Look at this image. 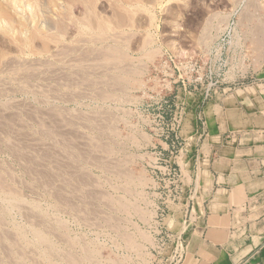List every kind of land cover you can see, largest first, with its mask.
I'll return each instance as SVG.
<instances>
[{"label":"rangeland","instance_id":"rangeland-1","mask_svg":"<svg viewBox=\"0 0 264 264\" xmlns=\"http://www.w3.org/2000/svg\"><path fill=\"white\" fill-rule=\"evenodd\" d=\"M13 59H17V64L20 60L24 61L18 64H25L24 68L19 66L22 72L30 64L32 67L29 69H34L33 76L25 78L31 86L33 84L28 89L38 85L34 90H42L47 86L56 99L63 95L58 100L64 99V102L50 97V104H42L37 100L40 97L27 89V82L25 87L20 86L15 72L10 73L14 69L12 67L17 65ZM9 62L10 65L15 64L10 66ZM41 63L44 66L40 68ZM69 64L74 67L69 68ZM46 65L56 73L48 71ZM62 65L63 69L60 67ZM120 65L126 72L119 68ZM0 68V71L7 69L0 72V80H3L0 88H8L7 92L11 87L15 88L7 93L8 97H0L1 104L7 103L9 98L13 99L14 102L9 100L13 104L22 102L24 105L31 101L28 105L33 104L35 108L47 109L48 106L51 109L50 116L56 120L61 116L84 119L87 116L84 128L90 126L91 129L82 128L81 131L85 132L84 137L90 136L89 140L97 137L96 141L93 139V145L96 146L93 147L94 152H91L93 148L81 149L82 157L89 162L84 164L88 176L84 180L89 186L86 184L84 188L87 189L83 191L85 195L94 197L90 201V204L94 202V208L88 206L87 214L79 210L82 205L79 202V207L73 212L74 215L78 213L75 216L53 207L56 198L52 197L50 190L38 187L36 193V190L30 191L28 187L33 186L34 182L26 176L24 167H21L22 162L20 164L14 158L15 154L5 149V145L0 146V149H5L0 153V163H4L3 170L6 166L9 171L8 174L1 170L0 175L6 178L11 175L12 182L15 179L19 181L18 190L27 201L31 202V197L40 195L38 200L35 199L40 211L47 216L56 211L55 216L51 217L59 218L61 223L64 221L65 227L64 223L61 224L66 231L62 229L63 235H69L71 241L76 243L80 239L77 244L74 242L75 247L67 246L66 243L61 245L62 242L58 244L56 238L54 242L57 241L55 243L64 249L73 250V254L77 252L78 259L83 261L91 253L85 264H181L185 258L187 235L195 228L200 214L198 204L202 202L196 148L199 149V144L208 134L209 120L222 116L226 101L233 104L234 98H238L245 87L264 84V0H0ZM43 68H46L45 72ZM54 68L64 72L63 76L68 74L67 78L59 77L61 72ZM115 68H119L118 72ZM37 69L42 70V73ZM73 69L79 72L75 73ZM121 70L124 72L121 73ZM73 73L78 74L77 80ZM79 73L82 75L79 76ZM46 78L51 79L49 84ZM77 81L80 83L77 84ZM66 83L68 86L71 84L70 88ZM80 84H84L85 88ZM82 88L86 91H81ZM58 89L61 92L59 96ZM91 89L95 92H91ZM77 90L82 97L77 95L78 100H73L76 95L71 94ZM98 90L111 96L101 100L99 97L103 94ZM82 92L84 95L87 92L85 96L89 98ZM96 92H99V97ZM66 95L71 98L68 99ZM55 112L57 115H54ZM89 115L96 116L93 118V122L96 121L94 125L89 124ZM65 117L63 119L66 120ZM98 124L99 127L103 124L107 128L101 130ZM97 146L100 151L96 149ZM88 154L91 157L89 160ZM11 167H15V172L12 169L15 178L9 169ZM25 181L29 183L27 189ZM97 182V186H94ZM91 212L94 215H89ZM95 213L101 215L100 218ZM21 217L23 215L19 210H11L7 221L10 219V225L22 230L24 241L29 243L27 247L32 245L29 249H34L32 235L26 230L28 224ZM1 238L0 243L3 245ZM83 242L84 247L89 248L86 251L89 255L79 247ZM1 244L0 251L3 247Z\"/></svg>","mask_w":264,"mask_h":264},{"label":"bare ground","instance_id":"bare-ground-1","mask_svg":"<svg viewBox=\"0 0 264 264\" xmlns=\"http://www.w3.org/2000/svg\"><path fill=\"white\" fill-rule=\"evenodd\" d=\"M34 34V33H33ZM36 36V35H35ZM34 36V37H35ZM32 37V36H31ZM35 40H36V38H35ZM24 41V40H23ZM20 42H22V41H20ZM19 42V43H20ZM22 43H24V42H22ZM32 43V42H31ZM32 44H34V43H32ZM44 45H46V44H44ZM28 47V46H27ZM43 48H45V47H43ZM42 48V49H43ZM68 48V47H67ZM93 48V47H92ZM17 49V48H16ZM22 49V48H21ZM66 49V48H65ZM78 49V48H77ZM90 49V48H89ZM28 50V49H27ZM31 50H33V49H31ZM45 50H47V49H45ZM69 50V49H68ZM76 50V49H75ZM74 50V51H75ZM83 50V49H82ZM101 50V49H100ZM103 50V49H102ZM17 51H19V50H17ZM24 51V50H23ZM49 51V50H48ZM66 51H67V49H66ZM72 51V50H71ZM78 51V50H77ZM86 51H88L87 49H86ZM100 52V51H99ZM67 53V52H66ZM69 53H70V51H69ZM86 53V52H85ZM92 53V52H91ZM91 53H89V54H91ZM101 53V52H100ZM102 53H104V51L102 52ZM22 54H23V52H22ZM33 54V53H32ZM55 54V53H54ZM80 54V53H79ZM87 54H88V52H87ZM104 54H106V52L104 53ZM9 55V54H8ZM69 55V54H68ZM100 55V54H99ZM107 55H108V53H107ZM111 55V54H110ZM114 55H115V52H114ZM56 56V55H55ZM54 56V57H55ZM60 56V55H59ZM58 56V57H59ZM78 56V55H77ZM80 56H81V54H80ZM83 56V55H82ZM86 56V55H85ZM84 56V57H85ZM7 57H9V56H7ZM75 57V56H74ZM93 57V56H92ZM91 57V58H92ZM96 57H98V55L96 56ZM102 57V56H101ZM123 57V56H122ZM65 58V57H64ZM94 58V57H93ZM104 58V57H103ZM108 58H110V56L108 57ZM113 58V57H112ZM11 59V58H10ZM54 59V58H53ZM56 59V58H55ZM54 59V60H55ZM60 59V58H59ZM58 59V60H59ZM76 59V58H75ZM111 59V58H110ZM109 59V60H110ZM121 58H119L118 60H120ZM12 60V59H11ZM13 60H17V59H13ZM69 60V59H68ZM71 61H72V59H70ZM90 60V59H89ZM106 60V59H105ZM108 60V61H109ZM125 60V59H124ZM8 61H10V60H8ZM7 61V62H8ZM43 60H41V62H42ZM45 61H47V60H45ZM45 61L43 62L44 64H46L45 63ZM57 61V60H56ZM67 61V60H66ZM70 61V62H71ZM75 61V60H74ZM77 61H78V59H77ZM81 61H83V59L81 60ZM94 61H95V59H94ZM101 61V60H100ZM114 61V60H113ZM14 62V61H13ZM21 62V60L20 61H18V64ZM24 61H22L21 63H23ZM57 62H59V61H57ZM98 62V61H97ZM104 62H106V61H104ZM16 64H17V61L15 62ZM15 63H13V64H15ZM21 63H20V65H21ZM27 63V62H26ZM74 64H76V61L75 62H73ZM72 63V64H73ZM78 63H80V62H78ZM77 63V64H78ZM88 63V62H87ZM91 63V62H90ZM93 63V62H92ZM91 63V64H92ZM103 63V62H102ZM113 63V62H112ZM111 63V64H112ZM12 63H11V65H13ZM14 65L12 68H14V69H12V72H10V73H12L13 74V71L15 72V75H16V77H17V79H18V81H20L21 82V85L20 86H22V87H25V84H27L28 82L26 81V77H28V76H33L32 74H34V69L32 68V70L31 69H29V67H32V66H30L29 65V67L28 66H26L27 68H26V70L24 71V72H22L21 70H19L20 69V67H22V68H24V65H22V66H20V65ZM29 64V63H28ZM27 64V65H28ZM40 64V63H39ZM48 64V63H47ZM50 64H53V63H51L50 62ZM64 64H67L66 62L64 63ZM106 64H108V62L106 63ZM109 64H110V61H109ZM127 64V63H126ZM7 65H8V63H7ZM7 65L5 64L4 66H6V68H9L11 65H10V62H9V67H7ZM36 65V64H35ZM38 65V64H37ZM60 65V64H59ZM58 65V66H59ZM70 65V64H69ZM80 65V64H79ZM83 65V64H82ZM99 65V64H98ZM105 65V64H104ZM119 65V64H118ZM128 65V64H127ZM3 66V67H4ZM19 68H18V67ZM41 66L43 67L44 65H42V63H41V65H40V68H41ZM57 66V67H58ZM63 66V65H62ZM62 66H60L62 69L64 68V66L62 67ZM71 66L72 65H70V67L69 68H71ZM96 66V65H95ZM99 66H101V63H100V65ZM48 66L46 65V68H47ZM65 67H67V66H65ZM72 67H74V66H72ZM91 67V66H90ZM93 67V66H92ZM98 67V66H97ZM118 67V66H117ZM5 68V70H7ZM18 68V69H17ZM46 68H43L42 70L44 71ZM59 68V67H58ZM57 68V69H58ZM76 68V67H75ZM78 68V67H77ZM103 68V67H102ZM119 68H121V65H120V67ZM119 68H118V70H119ZM127 68V67H126ZM1 69V68H0ZM11 69V68H10ZM48 69V71H51L50 69H53V68H47ZM55 69V68H54ZM57 69H55V70H57ZM65 69H67V68H65ZM64 69V70H65ZM79 69V68H78ZM85 69V68H84ZM114 69V68H113ZM117 68H115V70H116ZM122 70H124L123 69V67L121 68ZM130 69V68H129ZM4 70V69H3ZM3 70H1L0 72H2L3 73ZM4 70V71H5ZM24 70V69H23ZM36 70V69H35ZM41 71V73H42V70H40V69H37V71ZM54 70V71H55ZM71 70V69H70ZM76 70V69H75ZM96 70V69H95ZM109 70V69H108ZM110 70H112V69H110ZM118 70H116V72H118ZM121 70V73L122 72H124V71H122ZM21 71V72H20ZM31 71V72H30ZM36 71V72H37ZM46 71V70H45ZM44 71V72H45ZM58 71V70H57ZM66 71V70H65ZM73 71H74V69H73ZM7 72V71H6ZM8 72H9V70H8ZM44 72H43V74H44ZM51 72H53V70L51 71ZM58 72H61L60 71V69H59V71ZM68 72H69V70H68ZM75 72V71H74ZM77 72H79V71H77ZM77 72H75V73H77ZM85 72H86V70H85ZM106 72H107V70H106ZM120 72V71H119ZM126 72V71H125ZM40 73V72H39ZM54 74L56 73V71L55 72H53ZM64 73V72H63ZM63 73L61 72V74L62 75H56V77H62L63 76ZM75 73H73V74H75ZM104 73H105V71H104ZM108 73V72H107ZM106 73V74H107ZM115 73V72H114ZM65 74V73H64ZM72 74V75H73ZM101 74H103V72L101 73ZM119 74V73H118ZM130 74V73H129ZM11 75V74H10ZM40 76H42L41 74H39ZM71 74L69 73V80H71V77L72 76H70ZM76 75H78V74H75V78H76ZM80 75H82V74H80L79 73V76ZM116 76H117V78L119 77L117 74H115ZM121 75V74H120ZM126 75V74H125ZM47 77L46 75H43V77ZM65 77L66 76H68V74L67 75H64ZM63 76V77H64ZM15 77V76H14ZM15 77V78H16ZM52 77V76H51ZM55 77V78H56ZM58 77V78H59ZM73 77V79H75ZM81 77H83V76H81ZM80 77V78H81ZM112 77H113V75H112ZM122 77H125L124 75L122 76ZM4 79H5V77H3ZM13 78V77H12ZM53 78V77H52ZM67 78V77H66ZM92 78V77H91ZM100 78V77H99ZM98 78V79H99ZM105 78V77H104ZM110 78V77H109ZM1 79V78H0ZM39 80H42V79H44V78H38ZM37 79V81H39ZM46 79H48V78H46ZM57 79V78H56ZM64 79V78H63ZM72 79V80H73ZM82 79V78H81ZM122 79V78H121ZM7 80V79H6ZM14 80H16V79H14ZM13 80V82L12 83H14L15 81ZM35 80H36V78H35ZM49 80H51V79H48L47 80V82H48V84L50 83V81ZM53 80V79H52ZM65 80V79H64ZM67 81H68V79H66ZM75 80H77V78L75 79ZM83 80V79H82ZM82 80H81V82H82ZM95 80V79H94ZM93 80V81H94ZM100 80V79H99ZM98 80V81H99ZM115 80V79H114ZM120 80V79H119ZM122 80H124V79H122ZM121 80V81H122ZM3 80H0V82H2ZM9 81V80H8ZM31 81H33V79L31 80ZM53 81H56L55 79L53 80ZM61 81H63V80H61ZM85 81V80H84ZM91 81V80H90ZM105 81V80H104ZM103 81V82H104ZM109 81V80H108ZM4 82H5V80H4ZM25 82H27V83H25ZM34 82V81H33ZM45 82V81H44ZM52 82V81H51ZM57 82H59V80L57 81ZM66 82V81H65ZM69 82V81H68ZM71 82V81H70ZM73 82V81H72ZM88 82H89V80H88ZM96 83L95 84H97V81H95ZM102 82V83H103ZM107 82V81H106ZM116 82H118V81H116ZM115 82V83H116ZM123 82V81H122ZM30 83V82H29ZM28 83V85H27V89H28V86L30 85L31 86V84H29ZM36 83V82H35ZM39 83V82H38ZM55 83V82H54ZM80 82H78L77 81V84H79ZM87 83V82H86ZM94 83V82H93ZM6 84V83H5ZM8 84V83H7ZM57 84V83H56ZM55 84V85H56ZM61 84H64V82H62ZM61 84H58V85H61ZM67 84V83H66ZM75 84V83H74ZM74 84H72V85H74ZM77 84H75V85H77ZM90 84H92V83H90ZM99 84V83H98ZM110 84V83H109ZM118 84V83H117ZM122 84V83H121ZM12 85V84H11ZM10 85V86H11ZM18 85V84H17ZM35 85V84H34ZM37 85V84H36ZM71 85V84H70ZM70 85L68 86V84H67V86L70 88ZM80 85H82V84H80ZM88 85V84H87ZM120 85V84H119ZM0 86H2L1 84H0ZM10 86H8V87H10ZM20 86H19V89H20ZM29 86V87H30ZM32 86H33V84H32ZM31 86V87H32ZM48 86H50V85H48ZM57 86V85H56ZM84 86V88H85V85L83 84L82 85V87ZM91 86H93V84L91 85ZM90 86V87H91ZM115 87V86H117V85H112L111 87ZM121 86V85H120ZM38 87V85L37 86H34V89L35 88H37ZM39 87H40V83H39ZM44 87V86H43ZM64 87H65V85H64ZM72 87V86H71ZM77 87H79V85L77 86ZM87 87H89V86H87ZM89 87V88H90ZM107 87V86H106ZM6 88V87H5ZM42 88V86L39 88V89H41ZM75 88V87H74ZM95 88V87H94ZM125 89H126V87H124ZM13 88L11 87V90H12ZM17 89H18V87H17ZM22 89V88H21ZM34 89H28L31 93H33L34 95H36V97L37 96H39L40 97V99L38 98H36L37 100H40L41 102H42V104H46V105H48V104H50L49 102H50V97L51 98H54L55 100H58L60 97H62L60 94V96L58 95V93L60 92L59 91V89H58V92H57V95L59 96V98H55L56 96H53V95H51V93L49 92V91H51V90H49V88L47 87V86H45L42 90H34ZM57 89V88H56ZM56 89H54V90H56ZM67 89V88H66ZM79 89H81L80 87H79ZM100 89V88H99ZM109 89V88H108ZM111 89H113V88H111ZM7 90H8V88L7 89H4V87L3 88H0V97L2 96V97H4L5 98V96H7V93L8 92H10V91H8L7 92ZM13 90H15V88L13 89ZM22 90H25V89H22ZM92 90V89H91ZM103 90V89H102ZM102 90H101V92H100V90H98L100 93H102L103 95H105L104 93H106V92H102ZM107 90V89H106ZM116 90V89H115ZM53 91V90H52ZM72 91V90H71ZM70 91V92H71ZM81 91H86L85 89H83L82 88V90ZM97 91V90H96ZM13 92V91H12ZM21 91H19V94H21L20 93ZM56 92V91H55ZM54 92V93H55ZM65 92H67V91H65ZM64 92V93H65ZM69 92V93H70ZM78 90L76 91V92H73V94H71V95H76L74 98H72L73 100L77 97V95H78ZM87 92H90V90L89 91H87ZM87 92H85L86 94H87ZM91 92H95L94 90H92ZM99 92L97 93L96 92V94H97V96L99 97L100 95H99ZM108 92V91H107ZM115 92V91H114ZM18 93V92H17ZM23 94H25V92H22ZM61 93V92H60ZM63 93V92H62ZM68 93V94H69ZM72 93V92H71ZM74 93H77V94H74ZM80 93V92H79ZM83 93V92H82ZM82 93H81V95H82ZM111 93H112V90H111ZM65 94H67V93H65ZM64 94V95H65ZM85 94V95H86ZM109 94V95H108ZM107 95H105V96H103V95H101V97H99V99L101 98V100L104 98V97H106V99H108V97L109 96H111V94L110 93H108ZM27 95V94H26ZM56 95V94H55ZM80 95V94H79ZM78 95V96H79ZM83 95H84V93H83ZM84 95V96H85ZM89 95H90V93H89ZM10 96V95H9ZM66 96H69V95H66ZM103 96V97H102ZM8 97V96H7ZM32 97V96H31ZM79 97H82V96H79ZM85 97H87V98H89V96H85ZM92 97H94V96H92ZM113 97V96H112ZM112 97H110V98H112ZM21 98V97H20ZM64 98H66V97H64ZM69 98H71L70 96L68 97V99ZM78 98V97H77ZM75 99V100H78V99ZM15 99V98H14ZM34 99V98H33ZM35 99V100H36ZM67 99V98H66ZM9 100H12V102H14L13 101V99L11 98H9ZM7 101V103H5V104H1V102H0V146L2 145H5L6 146V148L5 149H9V151H12L14 154H15V157H14V155H12L14 158H17V160H19L20 161V164H21V162H22V164H21V167L23 168V169H25L24 171L27 173H25L26 174V176L29 178L30 177V180H31V178H32V181L34 182L33 183V186H29L28 187V184L29 183H27L26 181H25V184H27L26 185V189H27V187L30 189V191H35V193L37 192V188L38 187H42L43 189H45V190H50V193L52 194V197H55L54 199H55V201H53V202H55L54 204L55 205H53V207L55 206L56 207V209L57 210H60V211H65L66 213L67 212H70V213H73V212H76L75 210L77 209V207H79V202H81L82 203V205L78 208L80 211L81 210H83V211H85L86 212V210H87V208H89L88 206H90V205H92L93 206V204H94V202L93 203H91L90 204V201H91V199H92V201H93V198L94 197H90V196H87V194L85 195V192L84 191H86V190H84L85 188L87 189V187H85L84 188V186H89V184H87V183H85V180H84V178L85 177H88L87 175H86V173L87 172H85V168L86 167H84L85 165L84 164H86V163H89L88 161H86L85 159L86 158H84V157H82L83 156V154H82V151H81V149H85V148H89V149H92L93 147H96V146H94L93 145V143L96 141V139L95 138H97V137H91L92 139H88L89 137L87 136V138L86 137H84V133L85 132H82L81 131V129L82 128H84V126H85V124L87 123V116H86V118L84 119V118H75V117H72V118H69V117H65V116H63V117H65L66 118V120L65 119H63V117L61 116V118H57V120L56 119H52V115L50 116V113H51V109L50 108H48V106H47V109L45 108V109H41L40 107H37V108H35L34 107V105L32 106H30V105H28V103L29 104H31L30 102L31 101H29L28 103L27 102H25V104L27 103V105H23V103H22V105H20V104H13V103H11V101ZM28 100V99H27ZM26 100V101H27ZM30 100V99H29ZM35 100H33V102L32 103H34V101ZM54 100V101H55ZM63 100V102H64V99H62ZM62 100H58V101H62ZM73 100H70V101H73ZM19 101V100H18ZM17 101V102H18ZM25 101V100H24ZM39 101V103L41 104V102ZM104 101V100H103ZM16 102V101H15ZM68 102V101H67ZM74 102V101H73ZM120 102V101H119ZM126 102V101H125ZM3 103V102H2ZM57 103V102H56ZM65 104V103H64ZM68 104V103H67ZM82 104V103H81ZM45 105V106H46ZM53 105V104H52ZM49 106H51V105H49ZM54 106V105H53ZM52 106V107H53ZM56 107V106H55ZM60 107H61V105H60ZM35 108V109H34ZM57 108V107H56ZM62 108V107H61ZM64 108V107H63ZM54 109V108H53ZM100 109V108H99ZM55 110V109H54ZM63 111V110H62ZM53 112V111H52ZM70 112V111H69ZM62 113V112H61ZM78 113V112H77ZM99 113H101L100 111H99ZM59 114V113H58ZM64 114V113H63ZM73 116H75V114L76 113H74L73 112ZM54 115H57V113L55 112L54 113ZM53 115V116H54ZM68 115V114H67ZM79 115H80V113H79ZM85 115V114H84ZM90 115H95V113L94 114H90ZM89 115V116H90ZM77 116V115H76ZM83 115H81V117H82ZM55 117H57V116H55ZM54 117V118H55ZM78 117H80V116H78ZM96 117V116H95ZM94 116L93 117H91L90 116V120H88V122H90L89 124H91V125H94V123L96 122H93V118H95ZM102 117V116H101ZM104 117V116H103ZM109 117V116H108ZM107 118V117H106ZM53 120H55L56 122H53ZM102 120V119H101ZM109 120V119H108ZM98 121V120H97ZM83 123H85V124H83ZM98 123V122H97ZM101 123H102V121H101ZM106 123V122H105ZM115 124V123H114ZM88 125V124H87ZM101 125V124H100ZM89 126V125H88ZM102 127H99V124H98V126L97 127H99V128H102L101 130H103V124L101 125ZM106 126V125H105ZM90 127V126H89ZM89 127H85L84 129H86V128H89ZM96 127V129L97 130H99V128H97ZM105 128V127H104ZM107 128V127H106ZM105 128V129H106ZM108 128H110V126H108ZM89 129H91V128H89ZM88 129V130H89ZM95 128H93V130H94ZM104 129V130H105ZM87 130V129H86ZM93 130H90V131H93ZM110 130V129H109ZM116 130V129H115ZM100 131V130H99ZM112 131V130H111ZM114 131V130H113ZM98 132V131H97ZM96 132V133H97ZM101 132V131H100ZM105 132V131H104ZM116 132V131H115ZM88 133V132H87ZM89 134H91V133H89ZM75 135V137H73ZM97 135V134H96ZM86 136V135H85ZM95 136V135H94ZM100 137H101V135H100ZM89 141H88V140ZM95 141H94V140ZM100 142V141H99ZM103 142V141H102ZM98 143V142H97ZM96 143V144H97ZM2 148V147H1ZM45 148V149H44ZM107 148V147H106ZM109 148V147H108ZM4 149V150H5ZM97 150H98V146H97V148H96ZM1 150V154L3 153V149H0ZM3 150V151H2ZM48 150V151H47ZM51 150H52V152H51ZM107 150H109V149H107ZM8 151V152H9ZM98 151H100V147H99V150ZM114 151V150H113ZM83 152H84V150H83ZM91 152H94V148H93V150H91ZM109 152V151H108ZM9 153H11V152H9ZM89 153H90V151H89ZM97 153V152H96ZM102 153V152H101ZM6 154V153H5ZM59 154V155H58ZM91 154V153H90ZM109 154V153H108ZM11 155V154H10ZM58 155V156H57ZM63 156V158L61 159V158H59V156ZM11 156V157H12ZM88 156V157H87ZM86 157L88 158V160H89V158H91L90 157V155L88 154ZM92 156V155H91ZM99 156V155H98ZM95 157H97V156H95ZM9 158V157H8ZM105 158V157H104ZM100 159V158H99ZM109 159V158H108ZM13 160V159H12ZM98 160V159H97ZM101 160V159H100ZM2 162H3V160H2ZM8 162V161H7ZM15 162V161H14ZM86 162V163H85ZM95 163V162H94ZM1 164V163H0ZM10 164V163H9ZM13 164V163H12ZM96 164V163H95ZM3 165H4V163H3ZM2 164H1V167H0V173L3 171V173H4V171L6 172V173H8L9 174V171L6 169V166H5V170H3V168H2V166H3ZM16 165H18L17 163H16ZM106 165V164H105ZM111 165V164H110ZM11 166V165H10ZM14 166V165H13ZM88 166V165H87ZM7 167H9L8 166V164H7ZM102 167V166H101ZM10 169V171L12 172V169H14V171L13 172H15V167L14 168H9ZM17 169V168H16ZM87 169V168H86ZM2 170V171H1ZM20 171V170H19ZM18 171V172H19ZM23 171V172H24ZM99 171H100V169H99ZM11 172H10V174H11ZM12 172V173H13ZM21 172V171H20ZM5 173V174H6ZM8 174H7V176H8ZM23 174V173H22ZM21 174V175H22ZM24 174V175H25ZM13 175H14V173H13ZM16 175H17V173H16ZM19 175H20V173H19ZM23 175V176H24ZM29 175V176H28ZM80 175H81V178H80ZM96 175V174H95ZM0 176H2V175H0ZM11 176V175H10ZM10 176H8L7 178L9 179V178H11V182H9L8 180H7V178L6 177H4V175L1 177V179H2V181H0V199H2V203L3 204H1V206H0V237H2L1 239L3 240V245L1 244V246H3L2 247V250H4V251H0V264H30L31 262L33 263V264H43V263H46V264H85V262L84 261H87V259H89V257L92 255L91 253H90V256L88 257H86L85 256V259H84V261L83 260H80V259H78V256H77V252H76V254L74 253L73 254V250L71 251V250H67V248L66 249H64L61 245L62 244H64V243H66V245L67 246H74L73 244H74V242L75 241H71V237H69V235H63V233H62V229H64V231H65V228H62V226L63 225H61V224H63L64 223V221H63V223H61L60 222V220H58L57 218H55V217H51V216H53L54 214H55V212H54V214L53 215H51V212H50V215L51 216H47L48 214H44L43 212H41L40 211V208H39V206L40 205H38V203H37V200L39 199L38 197L40 196H37L36 195V197L38 198H35V197H31L30 195V197L31 198H33V201H31V202H29V201H27L25 198H24V196L19 192V190H18V183H20L19 181L17 182L16 181V179L14 180V182H12V176L10 177ZM20 176H18V178H19ZM14 178H15V175H14ZM17 178V177H16ZM91 178V177H90ZM81 179V180H80ZM86 179V178H85ZM10 180V179H9ZM18 180V179H17ZM20 180V179H19ZM25 180V179H24ZM23 180V181H24ZM96 180V179H95ZM74 181V182H73ZM92 181V180H91ZM91 181H89V182H91ZM99 181V180H98ZM88 182V183H89ZM93 182V181H92ZM23 183V185H24V182H22V180H21V184ZM87 184V185H86ZM92 184V183H91ZM96 185H94V186H97V184H98V182L97 183H95ZM102 184V183H101ZM20 186V188H21V185H19ZM74 186V187H73ZM93 186V187H94ZM82 187H83V189H82ZM92 187V189H94ZM41 188V189H42ZM91 188V187H90ZM97 188V187H96ZM41 189H40V191H41ZM82 189V190H81ZM91 189V190H92ZM21 190H22V188H21ZM45 190H44V192H45ZM84 190V191H83ZM90 190V191H91ZM97 190H98V188H97ZM30 191H28V192H30ZM39 191V192H40ZM38 192V193H39ZM49 192V191H48ZM48 192H46V193H48ZM91 192H93V191H91ZM94 192L96 193V190H94ZM23 194H24V192H22ZM32 193V192H31ZM30 193V194H31ZM88 193H89V191H88ZM33 195H35L34 193H32ZM93 195H94V193H92ZM102 194V193H101ZM103 194H106L105 192L103 193ZM25 195V194H24ZM42 195V194H41ZM90 195V194H89ZM96 195H99V194H96ZM27 196V195H26ZM47 196H48V194H47ZM87 196V197H86ZM101 196V195H100ZM109 196H111V195H109ZM45 197V196H44ZM96 197V196H95ZM99 196H97V198H98ZM103 197V196H102ZM41 198H43V197H41ZM105 198V197H104ZM110 198V197H109ZM113 198V197H112ZM120 198V197H119ZM35 199H37V200H35ZM46 199V198H45ZM49 199V198H48ZM53 199V198H52ZM30 200V199H29ZM97 201H98V199H96ZM51 201V200H50ZM91 201V202H92ZM39 202V201H38ZM48 202V201H47ZM46 202V203H47ZM79 203V204H78ZM96 203V202H95ZM98 203V202H97ZM108 203V202H107ZM111 203V202H110ZM121 203V202H120ZM40 204V203H39ZM44 204V203H43ZM113 204V203H112ZM46 205H49V204H46ZM99 205V204H98ZM98 205H97V208H99L98 207ZM107 205V204H106ZM44 206V205H43ZM95 207H96V205H95ZM112 207V206H111ZM121 207V206H120ZM42 208V207H41ZM93 208H94V206H93ZM123 208V207H122ZM51 209H52V206H51ZM111 209V208H110ZM11 210H19L21 213H22V215H23V217H21V218H24V220H26V223L28 224V227H27V229L26 230H28L29 231V233L32 235V239H33V242H32V244H33V247H34V249L32 248V249H29V247H32V245L31 246H29V247H27V245L29 244L28 242H25L24 241V234H23V232H22V230L20 229V228H16V227H14V226H12V225H10L9 224V220L7 221V218H8V215H9V213L11 212ZM43 210V209H42ZM48 210V209H47ZM46 210V211H47ZM55 210V209H54ZM54 210H52V211H54ZM90 210V209H89ZM113 210V209H112ZM79 211V212H80ZM114 211V210H113ZM78 212V211H77ZM99 212V211H98ZM48 213V212H47ZM64 213V212H63ZM82 213V215H83V212H81ZM80 213V214H81ZM87 213V212H86ZM100 213V212H99ZM18 214V213H17ZM57 214V213H56ZM69 214V213H68ZM67 214V215H68ZM79 214V215H80ZM88 214V213H87ZM92 212L89 214V215H91L92 216ZM96 214V213H95ZM101 214V213H100ZM66 215V216H67ZM73 215H74V213H73ZM75 215H78V213H75ZM74 215V216H75ZM94 215V214H93ZM98 214H96L95 216H97ZM15 216H16V214H15ZM55 216V215H54ZM73 216V217H74ZM85 216H87V215H85ZM95 216H94V218H95ZM99 217H97V218H100V216L101 215H98ZM104 216V215H103ZM17 217H18V215H17ZM19 217H20V215H19ZM58 217V216H57ZM72 217V216H71ZM81 217V216H80ZM105 217V216H104ZM66 218H68V217H66ZM78 218V217H77ZM82 218V217H81ZM91 218V217H90ZM89 218V219H90ZM76 219V218H75ZM83 219V218H82ZM86 219H87V217H86ZM85 219V220H86ZM18 220H19V218H18ZM73 220V219H72ZM71 220V221H72ZM79 220V219H78ZM84 220V222H86ZM95 220H97V219H95ZM94 220V221H95ZM22 221V220H21ZM93 221V220H92ZM91 220H90V222H92ZM110 221V220H109ZM108 221V222H109ZM20 223V222H19ZM77 223H79V222H77ZM14 224V223H13ZM83 224V223H82ZM88 224V223H87ZM95 224V223H94ZM67 225V224H66ZM91 225V224H90ZM27 226V225H26ZM86 226V225H85ZM89 226V225H88ZM64 227H65V223H64ZM92 227V226H91ZM103 227V226H102ZM87 228H89V227H87ZM68 228L66 227V230H67ZM66 232V231H65ZM68 232V231H67ZM27 234V233H26ZM65 236H68L67 238H69L70 240H67V238L65 237ZM80 236V235H79ZM75 237V236H74ZM56 238V240L58 241H55V242H57L58 244L59 243H61V245H58V244H56L55 242H54V239ZM75 239V238H74ZM94 239V238H93ZM76 240V239H75ZM77 241V243L80 241V239L79 240H76ZM87 242V241H86ZM85 242V243H86ZM76 242H75V244H77ZM83 244V247L81 248V245ZM79 247H80V249H82V250H84L85 251V253H87L86 251L89 249H87V248H85L84 247V242L82 243ZM87 244V243H86ZM66 245H65V247H66ZM64 246V245H63ZM78 246V245H77ZM63 249H62V248ZM75 247V246H74ZM86 247H87V245H86ZM97 247V246H96ZM4 248V249H3ZM70 248V247H69ZM85 248V249H84ZM71 249H73V248H71ZM75 249V248H74ZM79 248H78V251L80 250ZM33 250V251H32ZM76 250V249H75ZM92 250V249H91ZM32 251V252H31ZM83 251V252H84ZM90 251V250H89ZM79 252H81V251H79ZM78 252V254H80ZM92 252V251H91ZM85 253H83L84 255H85ZM30 254V255H29ZM5 256V258L8 260V261H6L5 260V258H4V256ZM29 255V256H28ZM82 255V254H81ZM87 255H89L88 253H87ZM80 256V255H79ZM31 259V262H30V259ZM80 258V257H79ZM82 258V257H81ZM92 258V257H91ZM83 259V258H82ZM91 261H92V259H91ZM95 261V260H94ZM100 262V261H99ZM98 262V263H99ZM88 263H89V260H88ZM87 264V263H86Z\"/></svg>","mask_w":264,"mask_h":264},{"label":"crops","instance_id":"crops-1","mask_svg":"<svg viewBox=\"0 0 264 264\" xmlns=\"http://www.w3.org/2000/svg\"><path fill=\"white\" fill-rule=\"evenodd\" d=\"M224 105L196 148L202 202L181 264H264V84Z\"/></svg>","mask_w":264,"mask_h":264},{"label":"built area","instance_id":"built-area-1","mask_svg":"<svg viewBox=\"0 0 264 264\" xmlns=\"http://www.w3.org/2000/svg\"><path fill=\"white\" fill-rule=\"evenodd\" d=\"M182 257V256H181Z\"/></svg>","mask_w":264,"mask_h":264}]
</instances>
